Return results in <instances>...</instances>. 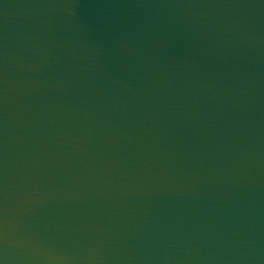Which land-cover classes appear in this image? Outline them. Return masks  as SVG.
<instances>
[{
    "label": "water",
    "instance_id": "water-1",
    "mask_svg": "<svg viewBox=\"0 0 264 264\" xmlns=\"http://www.w3.org/2000/svg\"><path fill=\"white\" fill-rule=\"evenodd\" d=\"M0 264H264V0H0Z\"/></svg>",
    "mask_w": 264,
    "mask_h": 264
}]
</instances>
